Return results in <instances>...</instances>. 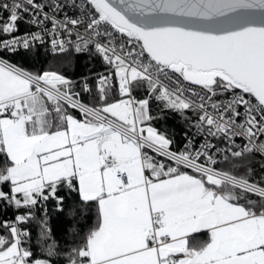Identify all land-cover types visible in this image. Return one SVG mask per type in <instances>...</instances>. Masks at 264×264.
<instances>
[{
  "label": "snow or ice",
  "instance_id": "obj_1",
  "mask_svg": "<svg viewBox=\"0 0 264 264\" xmlns=\"http://www.w3.org/2000/svg\"><path fill=\"white\" fill-rule=\"evenodd\" d=\"M80 56L103 71L65 75ZM257 157L264 0H0V264H264ZM52 202L94 212L66 253Z\"/></svg>",
  "mask_w": 264,
  "mask_h": 264
},
{
  "label": "trees",
  "instance_id": "obj_2",
  "mask_svg": "<svg viewBox=\"0 0 264 264\" xmlns=\"http://www.w3.org/2000/svg\"><path fill=\"white\" fill-rule=\"evenodd\" d=\"M13 62L17 63L21 67L32 69L34 67H38L33 58L24 55L23 53H19L15 56L9 57ZM46 57L41 56V62H44ZM47 66V65H45ZM104 66L99 62L97 59H88L85 56H80L75 59L71 66H66L63 70L64 74L73 78L79 79L82 76L92 75L97 72L103 71ZM144 93H138V96H143ZM87 99V96L84 97ZM155 113V109H153ZM155 126L162 132H166L170 137L174 138L173 148L177 149L180 148L184 142L183 133L186 130V125L182 121V119L173 113L167 112L164 114L163 119H159L158 121L154 122ZM251 167L253 168V178L259 179L261 173L264 172V169L260 168V159L259 157L252 163ZM66 203L71 206L72 199L68 197L66 199ZM49 211L51 213V219L49 221L52 234L55 237L56 241H58L59 248L63 250V253H66L71 247H73V228H76L79 231L81 228L84 230L87 229L88 226L95 223V216L94 212L92 214V218L85 221V220H73V218L68 214L65 213L63 216H59L54 211V202L49 203L48 205ZM12 215L11 210H9L7 215L0 213V219H7ZM29 230L32 233V247L34 254L37 257H40L42 253L40 252L39 246L36 244V236L38 234V228L33 223L29 225ZM201 236L202 239H207L206 235L198 234ZM61 264L66 259V256L62 254L60 256Z\"/></svg>",
  "mask_w": 264,
  "mask_h": 264
},
{
  "label": "built area",
  "instance_id": "obj_3",
  "mask_svg": "<svg viewBox=\"0 0 264 264\" xmlns=\"http://www.w3.org/2000/svg\"><path fill=\"white\" fill-rule=\"evenodd\" d=\"M27 30H28L27 27L23 23H21L20 24V34L24 33ZM238 142H239V140H238ZM221 147H223V145H221Z\"/></svg>",
  "mask_w": 264,
  "mask_h": 264
},
{
  "label": "crops",
  "instance_id": "obj_4",
  "mask_svg": "<svg viewBox=\"0 0 264 264\" xmlns=\"http://www.w3.org/2000/svg\"><path fill=\"white\" fill-rule=\"evenodd\" d=\"M195 235H198V234H195Z\"/></svg>",
  "mask_w": 264,
  "mask_h": 264
}]
</instances>
